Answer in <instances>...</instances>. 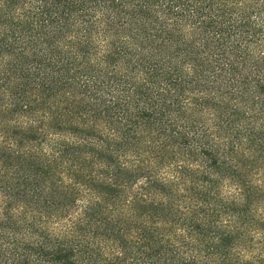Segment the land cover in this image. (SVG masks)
Returning a JSON list of instances; mask_svg holds the SVG:
<instances>
[{
	"label": "trees",
	"instance_id": "trees-1",
	"mask_svg": "<svg viewBox=\"0 0 264 264\" xmlns=\"http://www.w3.org/2000/svg\"><path fill=\"white\" fill-rule=\"evenodd\" d=\"M0 264H264V0H0Z\"/></svg>",
	"mask_w": 264,
	"mask_h": 264
}]
</instances>
